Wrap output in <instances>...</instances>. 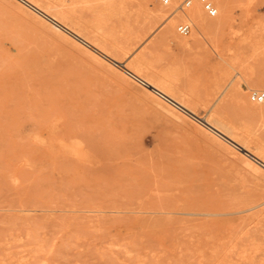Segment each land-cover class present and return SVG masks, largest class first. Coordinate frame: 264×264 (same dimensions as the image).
Instances as JSON below:
<instances>
[{"label":"rangeland","instance_id":"rangeland-1","mask_svg":"<svg viewBox=\"0 0 264 264\" xmlns=\"http://www.w3.org/2000/svg\"><path fill=\"white\" fill-rule=\"evenodd\" d=\"M33 1L85 41L0 0V264H264V169L204 123L264 154V0H223L186 47L158 0ZM134 62L195 118L120 73Z\"/></svg>","mask_w":264,"mask_h":264},{"label":"bare ground","instance_id":"bare-ground-1","mask_svg":"<svg viewBox=\"0 0 264 264\" xmlns=\"http://www.w3.org/2000/svg\"><path fill=\"white\" fill-rule=\"evenodd\" d=\"M22 4H24L26 7H28L29 9L33 10L37 15H39L41 18H43L44 20L48 21L52 28H54V30H56V32H58L59 34H61L62 36H64L65 38H69L73 41L76 40H82L85 41L83 38H81V36H79V34L77 33V31H75L74 29L68 28L65 25H63L55 16L50 15L47 10H43L41 9L33 0H19ZM62 1V0H61ZM58 2V1H57ZM47 3V2H46ZM214 5L216 12H220V14L222 12H224L225 10V6L223 4V0H214ZM58 4V3H57ZM63 4V3H62ZM213 4V3H212ZM50 5V4H49ZM148 5V4H147ZM161 5V4H160ZM213 5V6H214ZM60 6V5H58ZM42 7V6H41ZM163 7V8H161ZM159 8H154L152 10H148L151 14V16H153V19L156 21L158 19V23L160 20V23L158 25V28L161 31V35L164 37H171V38H176L178 39V43L179 45L186 47L189 46V40H188V35L187 36H177L176 34L173 33V27L175 25V23H188L190 24V31L189 34L191 32V37L198 41L201 39H204L205 36L208 34V32L210 30H212L213 28H216L218 25H220L221 21L217 18V19H212V18H206L204 14H206L201 5L196 2L193 1L192 4L188 7V8H182L180 7L174 0H171V3L167 6H161ZM151 9V7H150ZM68 11V10H67ZM74 11V10H73ZM226 12V11H225ZM61 13V12H60ZM59 14V13H58ZM60 16V15H59ZM58 16V17H59ZM38 17V16H37ZM69 17V16H67ZM215 17V16H214ZM222 17V16H221ZM40 19V18H39ZM42 20V19H41ZM191 26L193 27V29H191ZM177 27V26H176ZM192 30V31H191ZM89 44V43H88ZM90 48V47H89ZM101 48V47H100ZM90 53L93 55V57L98 58L100 60H106V62H110L109 59H111L108 55H106L107 58H104L102 56L103 51L99 50L98 48L94 47L92 48V50L90 51ZM89 53V54H90ZM134 61V60H133ZM119 63V62H118ZM110 64V63H109ZM129 66V65H128ZM119 67V66H118ZM116 70V69H115ZM120 73L122 72V74H127L128 76L134 78V79H138L140 80L146 87V90L148 92V94L151 95H155L158 96L160 98V102H165L167 103L170 107H175L177 109H179L180 111H182L185 115H187L190 118H195V113L193 111H191V109H189V107H187L185 105V103H182L181 101H178L175 99V97L173 96V94L169 91L168 88H166V86L162 83H158V82H154L152 81L150 78L145 77L146 78H142L141 74H142V69L140 68V65L136 62H134L133 65H131V70L128 69L127 64H121V67L119 68ZM118 73V71H117ZM119 75V74H118ZM124 78V77H123ZM131 79V78H130ZM230 80V79H229ZM231 82V81H230ZM227 85V84H225ZM229 85V84H228ZM255 85V84H254ZM140 86V85H139ZM225 87V86H224ZM229 87V86H228ZM246 87V86H245ZM248 87V86H247ZM256 87V86H255ZM141 88V87H140ZM226 89V88H225ZM251 89V88H249ZM246 90V89H245ZM254 91V90H252ZM221 90L220 93H218V96L216 97L214 103H216V101L219 99V97L221 96ZM238 93V92H237ZM144 95V94H143ZM153 98V97H152ZM158 98V99H159ZM178 98V97H177ZM228 98V97H227ZM243 97H241L239 95V101L243 100L242 102H244V99H242ZM155 99V97H154ZM162 99V100H161ZM249 99V98H248ZM156 101V100H155ZM154 101V102H155ZM186 101V100H185ZM212 101V100H211ZM220 101V99H219ZM240 101V102H241ZM159 102V103H160ZM222 102V101H221ZM241 102V103H242ZM245 102L248 103V101L245 100ZM244 102V103H245ZM251 105L253 106V110L251 113L254 112V114L258 117L259 120L264 121V105L263 104H257V103H253L250 102ZM158 104V103H157ZM212 104V103H211ZM246 104V103H245ZM244 104V105H245ZM162 106V105H161ZM211 106V105H210ZM222 106V105H221ZM220 107V106H219ZM218 107V109H220ZM251 107V106H250ZM249 107V108H250ZM167 109V107H166ZM217 109V108H215ZM251 110V108H250ZM167 111V110H166ZM169 112L171 111L168 110ZM177 111V110H176ZM243 111V110H242ZM179 112V111H178ZM173 114V112H171ZM170 113V114H171ZM177 114V113H176ZM178 115V114H177ZM181 116V115H180ZM255 116V118H257ZM254 117V115H253ZM187 118V117H186ZM203 118V117H202ZM204 119V118H203ZM258 121V120H257ZM260 122V121H259ZM204 123L206 124V127L209 131H211L213 134H215L217 137H219L220 139H222V141L226 142L227 144H229L230 146H233L235 148H237L239 151H241V156L245 157V156H249L251 155L253 158V162H255L257 164V166H260L264 169V154L262 152H260L258 150V148H250L245 142H241L238 138L237 135L231 131V128L229 129L227 127V125L225 124V122L223 121V119L220 117L219 112L218 111H214V113H212V116L210 118H207L206 120H204ZM261 123V122H260ZM204 128V129H205ZM243 134V133H242ZM213 136V135H212ZM242 136V135H241ZM214 137V136H213ZM245 137V136H244ZM226 138V139H225ZM243 138V137H242ZM241 138V140H242ZM217 138H215L216 140ZM219 139V140H220ZM228 139V140H227ZM246 138H244L245 140ZM243 140V141H244ZM240 141L241 144H238L237 142ZM216 142V141H215ZM219 142V141H217ZM247 142V141H246ZM220 143V142H219ZM218 143V145H219ZM222 143V142H221ZM248 143V142H247ZM254 143V142H253ZM252 143V145L254 146V144ZM226 145V144H225ZM238 145V146H237ZM256 145V144H255ZM224 146V145H223ZM224 149V148H223ZM241 157V158H242ZM244 159V158H243ZM242 159V160H243ZM241 160V159H240ZM244 161V160H243ZM242 161V162H243ZM248 161H250L248 159ZM247 162V159H246ZM252 162V163H253ZM248 165H250L251 163L247 162ZM253 166V165H252ZM250 167V166H249ZM255 168V167H254ZM257 169H259L257 167ZM261 171V170H260ZM259 172V171H258ZM264 174V173H263ZM262 174V175H263ZM252 207L250 208H246L245 210H239V211H235V212H224V213H211L212 215H222V216H226V215H232V214H236V213H241L244 211H251ZM25 212V211H24ZM210 214V213H209ZM208 221V219H207ZM255 239V238H254ZM247 241V240H246ZM250 244V243H248ZM242 258V257H241Z\"/></svg>","mask_w":264,"mask_h":264},{"label":"built area","instance_id":"built-area-1","mask_svg":"<svg viewBox=\"0 0 264 264\" xmlns=\"http://www.w3.org/2000/svg\"><path fill=\"white\" fill-rule=\"evenodd\" d=\"M174 1L182 8H188L193 1H196L201 5L203 11L209 17H214L216 15V9L210 0H174ZM158 2L163 6H167L171 3V0H158ZM189 31H190V24L188 23H181L178 24L176 27V32L180 36H187L189 34ZM248 98L250 102L264 105V91H251L248 95Z\"/></svg>","mask_w":264,"mask_h":264}]
</instances>
